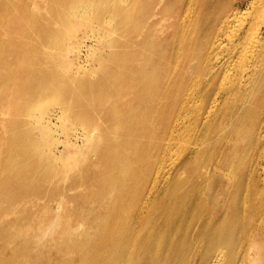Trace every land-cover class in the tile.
<instances>
[{"label":"bare ground","instance_id":"6f19581e","mask_svg":"<svg viewBox=\"0 0 264 264\" xmlns=\"http://www.w3.org/2000/svg\"><path fill=\"white\" fill-rule=\"evenodd\" d=\"M21 7L37 9V38L58 44L61 32L78 64L59 72L50 57L31 75L0 73V100L42 109L47 128L60 118L49 99L82 125L109 124L103 144L86 130L63 150L28 147V122L3 125L0 218L23 213L3 230L41 219L48 238L29 262L264 264V0H2L0 14L14 10L3 36ZM85 25L103 37L78 45ZM183 141L194 144L177 149ZM69 154H84L75 167L86 170L59 180ZM84 186L96 191L78 194Z\"/></svg>","mask_w":264,"mask_h":264},{"label":"rangeland","instance_id":"374dc122","mask_svg":"<svg viewBox=\"0 0 264 264\" xmlns=\"http://www.w3.org/2000/svg\"><path fill=\"white\" fill-rule=\"evenodd\" d=\"M243 1L245 4L248 0ZM3 2L5 3V1ZM1 3L2 0H0V4ZM13 12L14 10L10 12L6 11L4 13L2 12L0 14V25H6L8 19L13 18ZM32 12L36 13L38 11L37 9H34L33 11L30 10L28 13L24 12V8L21 7L20 11L18 9V13L16 15L19 20L14 26V29H12L13 31L11 35L9 37L6 36V38L0 33V44H2V42H5L4 51L0 49V57L3 58V60H1L0 58V73L6 77L5 79L8 78L9 81L15 79L18 76H27L33 74V66L45 65V63L48 62L50 57L55 58L51 59L50 61V66L54 70L57 69L59 72L61 70L63 72L68 73L69 71L72 72L75 68H77L76 65L78 64V60L76 54H73V52H71L70 49L67 48L69 41L65 44L62 43L61 32L58 36L60 39L58 40V44H53L49 40L43 42L37 38V33L34 31V27L36 25L34 22H29L30 20H33L35 15H33ZM92 12L94 13L93 10L87 12L84 15L85 18H93V16L96 14H93ZM166 24L169 23L165 22V24L159 25L158 29H162L166 26ZM58 27L61 31L62 28L59 25ZM41 32L44 34L45 31L41 30ZM72 33L73 35H75V37L77 36L78 45H90L91 37L94 36H100L101 38L103 37V34H97V32L93 30V27L90 25H85L79 31H76V33ZM46 36L48 38H46ZM50 36V34H46L45 39H49ZM100 49L101 48L99 47V51ZM15 50L16 53L13 54L12 52ZM88 59H90L89 69L86 73L92 75L97 74V64L92 59V56ZM5 79H2V76L0 75V82L4 81ZM10 89L12 90L10 86H4L2 88V90L7 92ZM1 102L3 103L0 104V138H5L8 136V134L3 132V130H5L3 127L4 124L8 126L9 130L13 131L12 124L15 123L13 122V120L20 122H28V139L26 140L28 141L26 143L28 147L31 145V143H34V145H36V143L39 145H43L48 139L53 145L57 144V147L63 150V144H65L68 138H74L76 134L78 135V133H84L86 130L91 131V134L96 135L95 137H97V135L99 134L98 136H101L103 138V142H100L101 144L106 141V138L108 136L104 133V130L109 127V124L107 123V121L105 122L102 116L98 117L91 126L82 125L78 122L76 118H72L71 116L67 115L66 109L62 105H59L56 100L49 99V102H52L51 106H53L51 108V112H59L60 118L56 121V124L53 125V127L49 126L48 128L47 125L44 123L42 109H33L34 107L31 104H28L27 107L24 104H18L17 102L11 99ZM122 104V102L117 101V103L114 104H107L106 107L109 109L119 107ZM37 112L41 114V118L34 119L32 115L33 113ZM235 142L237 143V141H232V145H234ZM193 144L194 141H183L179 143L176 147L177 149H184L186 147L192 146ZM244 144H246V141L240 142L241 147H243ZM129 152L132 153L131 151ZM9 155L10 153L8 151L0 154V160L8 157ZM83 159L84 154L81 155V157L77 158L74 154H69L66 158H64L65 167L64 169L59 171L60 173H58L57 178L61 180L66 175H70L73 178L80 177L83 174V171L86 170V166H83L81 168V171H79L77 170L78 167L76 168L75 165L79 163L81 164ZM214 165L216 166L217 162H215ZM3 170L6 169L3 168ZM93 173H95V170ZM57 184L60 187H66L70 185V183L66 181H58ZM84 188L85 189H78L77 193L81 195L91 196L96 191V188L94 187L88 188L84 186ZM71 207L73 206L67 205L68 209H70ZM22 215L23 213L19 214L18 217L16 215H5L4 218H0V264H32L31 262H29L31 257L34 258L39 256L41 253H43L44 255L47 253L48 238L41 236L44 233L43 230L40 231V229H36L37 223L41 219H35L33 222H31V224L23 221L22 225L20 224L19 226H14L8 231L3 230L6 226L7 228L10 227L8 226V223L3 224V222L9 219L11 220L10 222L14 221L15 219L18 221L17 218H22ZM83 230L84 229L82 228L79 232H82ZM53 254L55 255L56 253L53 252ZM8 258L11 259L6 260ZM44 261L45 257H42L40 260H38L39 264H42Z\"/></svg>","mask_w":264,"mask_h":264}]
</instances>
